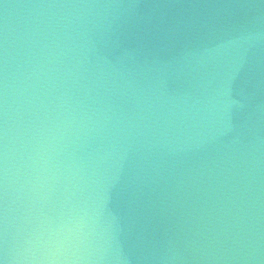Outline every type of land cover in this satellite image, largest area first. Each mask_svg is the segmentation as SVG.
I'll return each mask as SVG.
<instances>
[{
	"label": "clouds",
	"instance_id": "clouds-1",
	"mask_svg": "<svg viewBox=\"0 0 264 264\" xmlns=\"http://www.w3.org/2000/svg\"><path fill=\"white\" fill-rule=\"evenodd\" d=\"M139 7L0 0V264H264V108L241 123L232 97L247 40L168 57L129 42ZM123 194L158 234L128 244Z\"/></svg>",
	"mask_w": 264,
	"mask_h": 264
},
{
	"label": "water",
	"instance_id": "water-1",
	"mask_svg": "<svg viewBox=\"0 0 264 264\" xmlns=\"http://www.w3.org/2000/svg\"><path fill=\"white\" fill-rule=\"evenodd\" d=\"M25 4L35 0H8ZM138 4L134 19L126 33L129 42L140 41L146 49H162L171 57L188 41L231 35L246 39V62L233 85L232 97L246 108L238 115L244 123L250 116L259 117L264 108V0H125ZM26 9L10 11V22H16ZM0 9V24H2ZM179 81L173 87H189ZM128 230L127 242L135 245L136 237L144 232L148 239L159 233L161 220L143 202L130 203L127 194L114 202Z\"/></svg>",
	"mask_w": 264,
	"mask_h": 264
}]
</instances>
